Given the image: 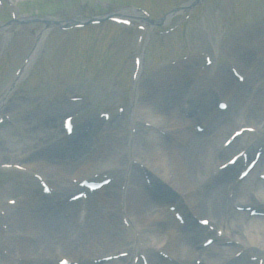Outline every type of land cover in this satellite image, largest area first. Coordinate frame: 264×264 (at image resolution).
Instances as JSON below:
<instances>
[{"label": "bare ground", "instance_id": "bare-ground-1", "mask_svg": "<svg viewBox=\"0 0 264 264\" xmlns=\"http://www.w3.org/2000/svg\"><path fill=\"white\" fill-rule=\"evenodd\" d=\"M259 28L252 33L254 39L264 36V26ZM41 36H44L43 33ZM241 39L231 41L227 51L229 56L233 55L230 61H235L241 75L243 74L241 67L251 70L245 79L250 89L248 92L246 90L248 101L239 103L234 97L232 103L237 110V116L220 115L222 117L215 118L207 125V133L205 135L201 133L203 137L188 135L181 131L184 121L177 112L180 109V98H183L182 106L184 96L192 97L195 94V100L191 104L194 106L200 101V95L207 93L210 88L215 89L219 86L218 90L221 94L232 91L231 87L235 84L236 77L228 73L224 65L218 68L212 83H206L207 81L202 79L193 86V89L189 85L191 81L184 85L190 79L189 74L193 73L195 65L193 60L182 68L178 65L173 67V70L163 71L162 76L158 77V84L154 85L155 93L159 94L161 102L155 97L151 98L153 92L142 83L136 86L130 110L132 127L138 120L137 125L140 126V130L132 132L124 142L118 137L119 132L122 131V120L116 118L114 127L111 126V133L115 136L110 138L113 143L109 140L110 150H103L98 153V157L91 155L90 159L95 157L98 162H90L87 161L86 156L82 157L86 165L85 172L80 174L81 177L100 173V176L109 178L113 170L120 174V183L115 189L117 193L111 192L109 195L103 193L104 196L100 198L101 205L94 203L97 210L102 207L101 214H90L86 211L82 220L73 219L74 209L80 207L81 202L71 205L69 209H61L69 218L62 217L53 221L51 217L49 218L51 213L43 207L35 205L29 207L27 204L24 207L21 204L20 207L19 205L8 207L11 228L18 226L27 229L26 232L23 231L24 229L18 231V234L30 235L32 238L35 237V240L29 242L14 238L10 241L7 236L0 239V264H53L51 262L53 249L57 247L61 255L70 253L71 257L77 259L83 257V246L94 247L96 252L108 247V250L111 249V254L107 252L103 256H115L113 258L118 264H145L146 258L141 257L143 252L150 257L146 264H165L162 260L163 256L160 255L162 252L170 257V259L164 258L174 259L178 264H196L198 259L202 260L200 264L204 262L227 264V260L232 255L235 258L236 255L240 257L243 255V258L254 255L255 260L245 264H264V216L259 215L260 212L264 213V178H261L264 174V159L261 162L257 160L254 171L244 179L236 177L237 171L243 164L240 159L234 166L227 169L223 167L226 157L233 154L230 159L240 151L246 155L248 148V145L243 147L237 144L246 135L245 133L241 135L242 137L230 139L231 142L226 145L229 132L222 139L226 131L236 126V129L256 127L254 133H264V61L263 57L259 58L255 55L262 46L255 43L245 45L246 41L243 43ZM35 45L29 54L32 57L31 61L40 47V39ZM239 47L240 49L234 50ZM219 50L216 48L217 52ZM215 64L217 63L213 62L209 67L206 65L203 74L212 73ZM256 77L257 83L254 82ZM139 83L137 80L136 85ZM238 88L242 89V87ZM207 99L208 96L202 99L204 101L201 103L202 108L198 109L204 122H210L213 114L205 107ZM243 104L250 107L248 115L244 114V110L242 112L241 109L239 110ZM218 112L222 113L220 110ZM170 114L176 116L178 120H172ZM191 124L190 127L194 126V123ZM24 126L25 138L20 137L18 144L23 143L21 141H25L27 135L31 139L30 142L24 143V146L19 144L14 147V144H9V148L7 147L8 150L16 152L14 154L16 158H13L11 163L18 166L22 163L30 165L40 156L32 150V147L35 145L34 142L38 141L41 131L32 123ZM4 133L5 141H9L10 132ZM71 151L76 153L75 148ZM63 165L65 171L74 169L70 163L66 162ZM30 168L36 169L37 166L33 165ZM37 170L46 175V170L45 172L39 168ZM145 176L159 183L162 181L158 185L160 188L156 189L162 192L156 196L158 197L156 202L160 206L152 200L149 201L148 195L155 191L148 188ZM251 177H255L256 183L250 182ZM52 183L57 184L58 191L64 193L70 188L67 175L65 177L60 175L58 179L53 178ZM211 183H214L213 189L209 185ZM110 188L105 185L103 190L106 192ZM5 195V199L9 201L14 198L10 197V192H5ZM179 199H186L197 214L204 216L202 219L209 221V226L206 228L196 225L190 232L179 229L178 224H174L176 216L165 207L166 204L176 205ZM251 210H255L256 214H252ZM3 219L4 215L0 214V221ZM211 238L213 240L207 244V239ZM203 243L206 244L200 248L199 245ZM125 251L128 254L122 257L121 253ZM16 255L31 260L26 262L25 259L24 262H20Z\"/></svg>", "mask_w": 264, "mask_h": 264}, {"label": "rangeland", "instance_id": "rangeland-1", "mask_svg": "<svg viewBox=\"0 0 264 264\" xmlns=\"http://www.w3.org/2000/svg\"><path fill=\"white\" fill-rule=\"evenodd\" d=\"M185 1L189 2V0H58L50 4L48 0H0V21L10 19L15 7H18L19 13L22 14L16 22L24 21L22 26L5 25L4 23L0 25V98L6 96L5 103L0 109V212L8 213L10 206L5 199L4 189H11V187L14 189V195H23L24 192L28 194L25 202L21 203L22 207L28 201L31 206L41 207L39 199L45 196L38 193L37 195L33 194L30 201V193L23 184V182L34 183L30 179L31 174L28 170L33 165L44 172L46 170L48 180L60 175H67L69 182L72 172L65 171L64 165L57 161L65 155H57V151L62 150L60 147L63 144L58 140L62 134L57 131V124L55 125V122L62 120L66 111L76 113V110L81 108L80 113L76 114L79 121L86 118L92 120L94 117H98L100 111L112 109L121 111V114L124 113V117L121 118L123 128L118 137L125 142V139L129 137V131L124 127L131 115L129 112H131V102L137 89L136 86H140L142 83L153 92L151 98L155 97L158 102H161L159 94L155 93V86L163 71L169 70L170 66L173 70L172 65H175L171 64L173 59L178 62L183 55L192 59L194 56L201 55L202 52L215 53L219 46V65L222 66L227 54V45L240 36L246 38V45L247 42H250V35L247 37L245 33L249 31L250 34L252 28H257L256 26L264 23V0H202L198 4L193 1L189 2V5L195 3V10L190 14L187 11L188 8L181 7V3ZM40 3L42 6L40 9L27 12L31 10L32 6ZM130 5L141 6L151 13L153 19L159 20V23L153 24L154 29L147 44L149 27L145 26L139 29L142 24L134 19H132L131 27L118 25L112 21H103L101 24L87 25L82 29L72 30L64 29L63 26L56 24L57 22L61 24L72 20L91 19L94 16L111 12L120 13L130 10ZM32 14H37L38 17L30 18L31 16L28 15ZM52 19L54 21L51 26L47 27L48 31L40 44L41 48L38 49L39 51L27 69L25 77L18 81L13 88L10 87V83L15 78V72L24 63L27 58L26 54L33 47L35 33L42 29L44 21ZM182 22L184 23L182 24ZM246 24L247 26H245ZM52 27L55 29L49 34V29ZM253 31H258V29H253L252 33ZM242 42L244 43V41ZM263 53V51L255 52L259 58ZM142 55L144 63L141 74L136 78L140 83L136 85L135 64L138 61L137 58ZM240 69L246 75H249L251 71L242 67ZM189 82L190 79L184 85ZM254 82H258L257 77ZM236 87L237 90H235ZM231 89L233 92L237 91L239 94H243L242 103L248 101L246 94V90L250 91L248 85H245L243 90L240 88L241 92L236 84H233ZM75 97H80L81 100L75 103L73 102ZM182 99L180 98L181 102ZM38 109L40 111H37ZM242 109L244 113L250 112V107L247 104H243ZM170 118L175 121L173 114H170ZM114 119L109 120V123H115ZM28 123L36 125V129L41 131L38 141L34 142L35 145L32 147V150L40 156L30 165L26 163L20 165V169L11 167V165L9 167L8 164L13 161V158H16L14 155L16 152L8 150L9 144H14V147L19 144L24 146V143L27 144L31 140L27 135L26 140L18 144L20 137L25 138L24 124L28 125ZM114 130L117 131V129ZM3 131L10 132L9 141H5ZM187 132L192 134L190 129ZM227 132L222 136V139L225 138ZM98 135L99 132L96 141ZM111 137L104 132V136L96 142L97 149L102 145V151L105 150L109 146L107 141L111 140ZM97 160L94 157L91 161ZM82 162L83 159H79L75 164H72L77 173L80 172L78 168ZM23 179L24 181H22ZM141 179L143 178L141 177ZM69 184L71 189L72 182ZM213 184L209 185L212 187ZM59 197L51 195L49 201L59 205L65 201ZM100 198L101 196L97 202L99 204ZM91 210L93 214L96 213L94 209L91 208ZM9 215L8 217L4 216V219L0 221V239H4L6 236L10 241L14 238L21 239V241L30 238L28 235L22 239L23 235L18 234V231L24 228H18V226L11 228ZM76 217L78 218L79 214H76ZM23 231L26 232L27 229ZM106 248L103 250H110L108 247ZM77 250L80 252L79 249ZM82 250L88 257L93 252L98 253L94 247L83 246ZM103 250L99 251V254ZM32 255L34 256V254ZM56 256L59 255L54 252L52 261ZM17 258L21 257L18 255ZM28 260L30 262L31 259H26V262ZM248 260L250 259L243 258L238 263L245 264Z\"/></svg>", "mask_w": 264, "mask_h": 264}]
</instances>
